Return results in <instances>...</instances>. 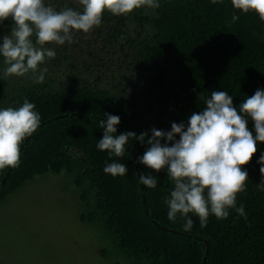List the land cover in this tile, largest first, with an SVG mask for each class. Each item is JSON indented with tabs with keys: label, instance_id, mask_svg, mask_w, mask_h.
Segmentation results:
<instances>
[{
	"label": "trees",
	"instance_id": "obj_1",
	"mask_svg": "<svg viewBox=\"0 0 264 264\" xmlns=\"http://www.w3.org/2000/svg\"><path fill=\"white\" fill-rule=\"evenodd\" d=\"M45 2L57 10L74 7L71 0ZM158 3L130 16L106 11L90 33L48 45L57 55L40 66L47 68L43 83L32 74L3 79L7 65L0 57V110L18 109L27 99L40 115L38 129L20 147L19 166L0 170V211L11 195L52 176L59 178L60 193H73L79 223L93 232L98 255L109 264H202L205 256V264H264V144L257 143L243 168L248 181L236 207L242 205L247 218L231 208L228 218L210 214L201 227L189 213L190 231L181 214L175 222L168 218L174 184L167 170L156 173L139 162L147 143L129 138L123 157L97 147L106 113L120 118L117 135L151 138L152 129L187 126L213 91L227 92L238 111L246 98L264 91V21L257 13L236 10L231 0ZM12 27L11 20L0 23V43ZM248 127L255 135L250 118ZM113 162L125 164L127 173L106 174ZM142 174L154 176L157 186L141 184Z\"/></svg>",
	"mask_w": 264,
	"mask_h": 264
},
{
	"label": "clouds",
	"instance_id": "obj_2",
	"mask_svg": "<svg viewBox=\"0 0 264 264\" xmlns=\"http://www.w3.org/2000/svg\"><path fill=\"white\" fill-rule=\"evenodd\" d=\"M231 3L236 10L245 14L255 12L264 21V0ZM71 4L74 7L66 4L57 10L45 0H0V23L13 22L10 35H5L0 43V57L7 65L3 79L32 74L36 76L35 82L43 83L47 68L41 70L40 66L57 55L48 45L71 44L75 33H90L101 25L106 11L115 16H130L138 9L160 6L158 0H71ZM238 19L233 15V22ZM203 104L204 110L193 113L187 126L173 123L170 132L152 129L151 138L148 133L117 135L120 118L106 113V122L101 121L103 138L97 145L110 156L123 157L129 138L147 143L150 147L139 162L156 173L167 170L174 184L170 199L166 200L168 218L173 222L177 214L186 218L184 231L193 226V221L187 219L189 213L199 217L201 227L207 226L210 214L217 219L228 218L231 208L247 218L244 207H236L237 196L246 191L248 181L243 168L257 153V143L264 144V91L257 90L246 98L239 111L225 91H213ZM249 118L254 122L255 135L249 130ZM39 125L40 115L27 99L18 109L0 110V170L19 166L20 147ZM260 163L264 165V156ZM127 171L125 164L118 162L104 168L113 177L124 176ZM260 172L264 175V166ZM140 183L148 188L157 186L152 175L142 174Z\"/></svg>",
	"mask_w": 264,
	"mask_h": 264
},
{
	"label": "rangeland",
	"instance_id": "obj_3",
	"mask_svg": "<svg viewBox=\"0 0 264 264\" xmlns=\"http://www.w3.org/2000/svg\"><path fill=\"white\" fill-rule=\"evenodd\" d=\"M47 176L7 199L0 211V264H109L91 230L78 221L73 193Z\"/></svg>",
	"mask_w": 264,
	"mask_h": 264
},
{
	"label": "water",
	"instance_id": "obj_4",
	"mask_svg": "<svg viewBox=\"0 0 264 264\" xmlns=\"http://www.w3.org/2000/svg\"><path fill=\"white\" fill-rule=\"evenodd\" d=\"M205 245H206V253H205V255H206L207 252H208L209 245H208L207 242H205ZM205 262H206V256L203 258V262H202V264H205Z\"/></svg>",
	"mask_w": 264,
	"mask_h": 264
},
{
	"label": "flooded vegetation",
	"instance_id": "obj_5",
	"mask_svg": "<svg viewBox=\"0 0 264 264\" xmlns=\"http://www.w3.org/2000/svg\"><path fill=\"white\" fill-rule=\"evenodd\" d=\"M6 21H8V20H6ZM10 21V20H9ZM5 22V21H4Z\"/></svg>",
	"mask_w": 264,
	"mask_h": 264
}]
</instances>
